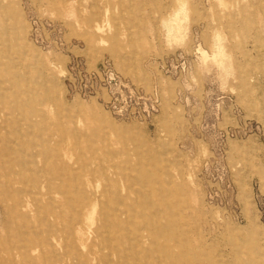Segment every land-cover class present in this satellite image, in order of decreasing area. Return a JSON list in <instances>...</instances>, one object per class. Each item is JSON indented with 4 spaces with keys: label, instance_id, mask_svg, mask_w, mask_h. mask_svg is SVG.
<instances>
[{
    "label": "rangeland",
    "instance_id": "1",
    "mask_svg": "<svg viewBox=\"0 0 264 264\" xmlns=\"http://www.w3.org/2000/svg\"><path fill=\"white\" fill-rule=\"evenodd\" d=\"M0 264H264V0H0Z\"/></svg>",
    "mask_w": 264,
    "mask_h": 264
},
{
    "label": "bare ground",
    "instance_id": "2",
    "mask_svg": "<svg viewBox=\"0 0 264 264\" xmlns=\"http://www.w3.org/2000/svg\"><path fill=\"white\" fill-rule=\"evenodd\" d=\"M27 94V93H26ZM24 95H25V93H24ZM28 95V94H27ZM28 97H29V95H28ZM138 165V164H137ZM94 167H95V165H94ZM90 183V182H89ZM31 187V186H30ZM37 192V191H36ZM42 201V200H41ZM8 203V202H7ZM35 203V202H34ZM17 204V203H16ZM34 206V205H33ZM11 210H12V208H11ZM29 215V214H28ZM95 215V214H94ZM100 215V214H99ZM30 218V217H29ZM76 218V217H75ZM95 220H96V218H95ZM71 221V220H70ZM140 227H141V225H140ZM110 228V227H109ZM115 228V227H114ZM115 230V229H114ZM108 234V233H107ZM114 238V237H113ZM128 238V237H127ZM68 241H69V239H67ZM67 242V241H66ZM163 244V243H162ZM61 246V245H60ZM45 247V246H44ZM114 247V246H113ZM106 249V248H105ZM46 250V249H45ZM55 252V251H54ZM63 252V251H62ZM56 253V252H55ZM66 254V253H65ZM45 255H46V253H45ZM1 256H2V254H1ZM77 257V256H76ZM249 257V256H248ZM120 258V257H119ZM80 259V258H79ZM83 259H85V258H83ZM123 259V258H122ZM82 261V260H81ZM84 261V260H83ZM86 261V260H85ZM252 262V261H251ZM81 263V262H80Z\"/></svg>",
    "mask_w": 264,
    "mask_h": 264
}]
</instances>
